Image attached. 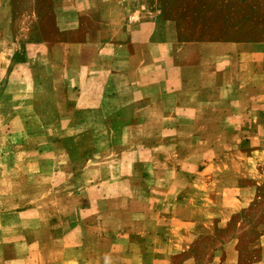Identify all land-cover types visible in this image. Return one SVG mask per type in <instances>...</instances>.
<instances>
[{
  "label": "crops",
  "instance_id": "1",
  "mask_svg": "<svg viewBox=\"0 0 264 264\" xmlns=\"http://www.w3.org/2000/svg\"><path fill=\"white\" fill-rule=\"evenodd\" d=\"M181 19L165 0H0V120L47 123L25 127L44 132L51 158L89 159L70 176L52 168L53 191L87 199L47 213L63 242L53 264H264V227L232 225L264 202V34L233 22L184 34ZM139 122L164 125L106 129ZM105 154L127 155L109 166L123 178L96 163L84 179ZM252 233L260 251L247 261Z\"/></svg>",
  "mask_w": 264,
  "mask_h": 264
},
{
  "label": "rangeland",
  "instance_id": "2",
  "mask_svg": "<svg viewBox=\"0 0 264 264\" xmlns=\"http://www.w3.org/2000/svg\"><path fill=\"white\" fill-rule=\"evenodd\" d=\"M170 3L172 9L181 15V20L186 25L184 34L192 33L193 29L200 34H204L207 29L216 33L224 25L230 23L240 26L261 28L264 34V0H165ZM190 23H193L190 24ZM193 34V33H192ZM25 93V92H23ZM9 108L0 107V118L3 113H7ZM52 124V123H49ZM36 127L47 123H24L5 122L0 120V264H53L60 263L63 242H55L52 239V222L47 213H74L75 208L87 202V199H79L77 194H72L75 187H65L53 191L51 178L52 168L60 165L66 167V172L72 174V164L80 165L89 159L88 155L57 153L56 158H51V145L45 138L44 132L39 136H30L27 127ZM164 123H107L106 129L121 130L123 128L133 129L140 132L143 128L150 131L159 130ZM181 129H190L188 125L182 123ZM193 129V126L191 127ZM141 138L127 139L129 144H136ZM191 139L182 138L183 146H188ZM204 141V139H202ZM213 140L215 144H223L225 139ZM66 140H63V143ZM70 140L67 139L66 145ZM111 141V142H110ZM126 141V142H127ZM109 146L122 145L121 138L109 139ZM163 145V144H162ZM56 156V155H55ZM139 156L141 155H129ZM155 156L167 158L169 155L160 153ZM185 156V155H183ZM127 155L117 157V155L105 154L96 161L89 163V168L83 172L84 179L89 181L99 175L96 163H101L102 173L105 177L111 174L123 178L125 170H111L109 166L115 163L126 161ZM85 158V159H84ZM89 162V161H88ZM78 173V172H77ZM85 189L90 188L86 182ZM66 191H70L67 193ZM64 198V200H63ZM123 208V207H121ZM261 213H243L233 217L232 225L238 227L239 224L247 227H264V202H260L254 208ZM141 214V213H135ZM120 219L119 225H125L129 219ZM109 218V217H107ZM100 220L104 224L107 219ZM243 220V221H242ZM95 222V220H94ZM70 219L60 220L59 224L70 225ZM142 224L141 222L138 223ZM257 235L247 234V249L243 254L248 257L247 261H253L260 250H253L257 242ZM50 242L57 246L58 253L50 249ZM236 256V254H234ZM31 259V260H29ZM38 262V263H37Z\"/></svg>",
  "mask_w": 264,
  "mask_h": 264
}]
</instances>
